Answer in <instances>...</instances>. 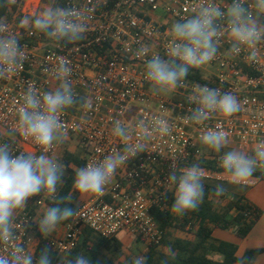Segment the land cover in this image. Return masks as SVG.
<instances>
[{
  "label": "built area",
  "instance_id": "2783aa9c",
  "mask_svg": "<svg viewBox=\"0 0 264 264\" xmlns=\"http://www.w3.org/2000/svg\"><path fill=\"white\" fill-rule=\"evenodd\" d=\"M230 2L62 0L61 8L71 9L77 22L85 25L84 38L74 43L57 42L20 25L22 18L40 12L41 0H13V15L0 17V24L6 25L3 34L14 36L27 57L14 73L0 79V142H11L16 155L45 154L58 161L62 142L70 141L81 168L113 154L126 158L104 190L82 202L77 215L59 225L60 234L44 237L58 255L73 250L85 230L107 239L125 234L144 247L165 250L162 241L168 229L160 226L152 212L176 216L171 212L174 192L168 184L173 170L179 174V169L199 164L206 173L204 183L233 184L220 170L223 153L205 154L202 137L208 131L221 132L227 137L226 147L236 150L237 146L246 154L264 142V41L254 49L242 47L239 53L232 52L226 20L217 21L222 31L216 56L199 68L189 69L199 78H185L166 92L155 89L146 78L145 65L153 55L169 58L173 23L184 21L204 6L215 3L227 8ZM252 2L246 0L245 7L251 8ZM60 63L71 69L68 82L77 103L58 113L63 139L45 150L23 135L18 113L29 89L42 96L59 86ZM205 86L234 94L241 110L230 117L214 113L201 123L190 121L196 107L192 98ZM117 121L129 130L128 139L114 134ZM161 126L169 131H160ZM137 142L144 144V150L130 155L126 148ZM67 168L77 170L71 163ZM256 181L251 177L236 185L248 187ZM31 199L17 213L16 243L34 254L39 236L32 221L53 199L47 193L38 195L32 204ZM198 227V221L192 220L182 228L170 227V231L180 232L186 239ZM7 250V246H0V254H7Z\"/></svg>",
  "mask_w": 264,
  "mask_h": 264
},
{
  "label": "clouds",
  "instance_id": "9594fccd",
  "mask_svg": "<svg viewBox=\"0 0 264 264\" xmlns=\"http://www.w3.org/2000/svg\"><path fill=\"white\" fill-rule=\"evenodd\" d=\"M246 0H231L227 8L213 3L204 6L184 21L171 26L173 37L169 58L153 55L145 65L146 78L160 92L176 87L189 74L190 68H199L209 63L217 53L219 34L222 31L217 21L226 20L227 33L232 39L231 51L239 53L242 47L254 49L264 41V0H253L251 8L245 7ZM20 25L29 26L55 41L77 42L84 38L85 25L77 22L71 9L47 7L35 16L21 19ZM6 25L0 24V79L15 72L27 58L20 42L12 35H4ZM142 54H146L141 49ZM252 55H255L254 51ZM71 69L63 63L58 65L56 79L60 81L54 91L42 96L29 89L23 106L18 113V125L25 137H30L37 145L48 150L56 142H61L62 125L58 113L72 107L77 98L68 82ZM196 107L189 120L201 123L218 113L230 117L241 110L238 98L230 92L201 87L192 98ZM160 121V125H163ZM143 126V125H142ZM160 131L169 129L161 126ZM116 136L129 138V130L120 122L113 127ZM10 135L15 133L10 132ZM141 139H144L142 137ZM202 143L220 153L227 146V137L217 131H208ZM144 144L137 142L126 148L130 155L144 150ZM125 156L113 154L99 163H91L75 171L73 190L79 194H99L104 190L117 168L125 163ZM230 177L233 184H243L257 170H264V142H260L252 154L239 150H228L220 157L219 165ZM65 166L48 155L14 154L11 142H0V246H7V254H0V264H62L59 255L54 254L48 244L39 247L33 254L24 246L17 244V213L34 196L49 194L55 206L47 207L38 219L32 222L43 237L52 235L57 227L77 215V211L65 205L72 196L56 198L58 185L63 182ZM205 170L199 164L173 170L168 176V184L174 192L171 212L183 217L196 211L205 198ZM225 184L218 183L211 194L215 197L225 195ZM173 259L175 257H172ZM248 259V258H245ZM66 264H92L91 258L81 252L67 259ZM135 264H147L146 257H140ZM167 264V259L162 260ZM243 264V262H242Z\"/></svg>",
  "mask_w": 264,
  "mask_h": 264
},
{
  "label": "trees",
  "instance_id": "16d2710c",
  "mask_svg": "<svg viewBox=\"0 0 264 264\" xmlns=\"http://www.w3.org/2000/svg\"><path fill=\"white\" fill-rule=\"evenodd\" d=\"M8 4L7 0H0V17L6 15ZM13 8H15L14 5ZM186 78L197 79L199 77L197 74H191L189 70V74ZM69 162H73L77 168L82 167V162L77 156L70 154L65 155L64 166L66 169L63 182L61 183L56 198L59 199L71 194V202H65V205L62 206H69L77 210L78 207L74 204V198L77 192L73 190L75 170L67 168ZM220 170L224 171L223 169ZM252 177L262 179L264 178V171L257 170ZM216 184L218 183H204L205 198L203 203L196 211L189 212L183 217H172L171 214H163L157 211L152 212L160 226L166 230L173 226L182 228L186 223L192 220H196L199 223L198 230L193 234L194 239L191 241L173 238L167 231L162 243L167 247L168 253H163L154 247L141 248V246H134L132 244V247L128 249L130 254L135 256V260H133L130 255L122 251L123 245L119 242L117 236L107 239L95 235L89 230H85L75 248L67 254L59 255V258L62 264H66L68 258L83 252L91 258L92 264H135L138 255L146 257L147 264H162L163 259H167V264H235L237 262L250 264L252 258L264 250L247 251L242 258L238 259L235 256V247L233 245L225 242L212 244L208 239L210 237L211 227L222 230L233 229L238 238L246 237L259 219L260 211L249 203L243 194H225L221 197H215L211 194V190ZM214 198L220 200L228 199V204L225 207L218 208L212 200ZM173 203L174 199L171 202V206ZM50 206H55L53 200L47 201V207ZM233 211L235 212L234 214L232 213ZM65 222L67 221L61 224ZM38 235L40 240L35 253L38 252L39 247L48 244L47 240L43 239L39 232ZM134 243L141 244L137 239L134 240ZM52 250L54 254H57L53 248ZM209 251L220 254L222 256V261L216 262L209 259L207 257ZM172 257L175 258L173 259Z\"/></svg>",
  "mask_w": 264,
  "mask_h": 264
},
{
  "label": "crops",
  "instance_id": "0c3cea01",
  "mask_svg": "<svg viewBox=\"0 0 264 264\" xmlns=\"http://www.w3.org/2000/svg\"><path fill=\"white\" fill-rule=\"evenodd\" d=\"M242 186V185H239ZM245 187V186H243ZM246 190L243 192V196L247 199L249 203L254 205L260 211V217L257 222L254 224L248 235L244 238H238L233 229L222 230L219 228L211 227V233L208 241L212 244H218L220 242H225L231 244L235 247V256L240 259L243 255L250 250H264V178L258 179L252 185L245 187ZM93 194H79L77 192L76 197L74 198V204L78 207L82 202L88 200ZM216 205L225 207L228 204V199L223 200H213ZM233 213V212H232ZM234 214V213H233ZM62 232L61 226H58L56 231L52 234H60ZM172 237L182 239L180 232L176 234L172 233ZM194 236L191 235L183 240H193ZM124 246V245H123ZM129 248L132 246H124ZM144 246L141 244V248ZM163 253H168V249L162 251ZM207 257L213 261L220 262L222 261V256L216 252L209 251ZM242 264V263H235ZM250 264H264V251L255 255Z\"/></svg>",
  "mask_w": 264,
  "mask_h": 264
},
{
  "label": "rangeland",
  "instance_id": "374dc122",
  "mask_svg": "<svg viewBox=\"0 0 264 264\" xmlns=\"http://www.w3.org/2000/svg\"><path fill=\"white\" fill-rule=\"evenodd\" d=\"M8 1V8H7V11H6V16L9 17V16H12L13 13L15 12V9L13 8V5L11 4V1L13 0H7ZM61 4H62V0H41V8H40V12L43 11L45 8L47 7H59L61 8ZM236 147V150H239L237 146H234V148ZM228 150H232L231 148L229 147H225L224 149H222V151L220 153H224ZM203 151L205 154L209 155V154H213V153H217L215 151H213L212 149L208 148L206 145H204L203 147ZM66 154H70V155H74V156H77L75 151H74V148H73V145L70 141H64L62 142L61 144V148H60V151H59V157H58V161L64 165V160H65V155ZM73 165V168H76L78 169L75 164L73 162H69ZM66 169V167H65ZM76 171V170H75ZM225 184L226 188H227V191H226V195L227 194H243L244 190H246L245 187L243 186H237V185H234V184H228V183H223ZM37 196H34L32 197V199L30 200V203L32 204L35 200H36ZM212 200H218L216 198L212 199ZM216 205V204H215ZM216 207L218 208H222V206H219V205H216ZM173 230L172 228H168V233L172 235V233L174 234L173 231H170ZM39 236V235H38ZM118 240L119 242L124 245V246H132V244L134 246H141V244L139 243H134V239L130 236H127L125 234H119L118 236ZM43 239H45L43 236H42ZM174 238V237H173ZM39 240H40V237H39ZM122 247V251L128 255L131 256V259L135 260V256L130 254L129 252V249L125 248V247Z\"/></svg>",
  "mask_w": 264,
  "mask_h": 264
}]
</instances>
